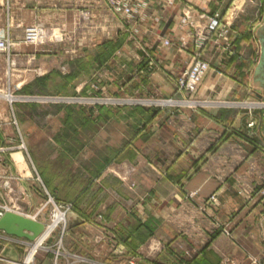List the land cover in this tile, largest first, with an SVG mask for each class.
Returning <instances> with one entry per match:
<instances>
[{
    "label": "crops",
    "instance_id": "obj_1",
    "mask_svg": "<svg viewBox=\"0 0 264 264\" xmlns=\"http://www.w3.org/2000/svg\"><path fill=\"white\" fill-rule=\"evenodd\" d=\"M109 1L69 0L57 16L75 13L74 26L80 28L77 13L85 9L93 28L97 9L107 11ZM124 1L137 9L132 20L121 19L129 31L139 29L134 43L140 47L130 58L138 66L123 75L122 91L149 102L169 99L177 78L199 55L210 65L195 95L203 104L197 110L156 111L151 117L146 111L143 115L124 111L110 118L116 128L96 132L97 139L106 136V148L92 156L96 167L86 171L90 180L78 186L81 190L75 195L85 207L71 223L85 225L94 215L103 216L112 228V239L122 240L124 264L136 255V264H148L143 261L147 247H158L156 260H165L164 264H252V260L264 264V199L257 197L264 185V111H255L252 117L234 103L264 98L252 81L259 43L249 34V23L242 29L233 19L228 21V11L238 0H176L171 5L166 0ZM36 11L34 7L31 21L47 22V10ZM184 16L197 31L181 23ZM213 18L229 25L228 34L199 41L197 33L203 34ZM21 38L15 36V41L20 43ZM85 40L99 44L92 35ZM12 58L20 79L17 90H30V83L40 78L37 56L17 53ZM74 85L79 91L84 88L82 82ZM31 103L35 102L17 104L34 108ZM252 118L258 124L250 130L247 124ZM7 119L5 128L11 126ZM0 133V147L8 146L11 133L3 127ZM7 160L14 177L24 169L23 155ZM226 228L229 236L222 232ZM1 242L0 238L3 247Z\"/></svg>",
    "mask_w": 264,
    "mask_h": 264
},
{
    "label": "rangeland",
    "instance_id": "obj_2",
    "mask_svg": "<svg viewBox=\"0 0 264 264\" xmlns=\"http://www.w3.org/2000/svg\"><path fill=\"white\" fill-rule=\"evenodd\" d=\"M68 1L0 0V38L8 33L12 41L10 57L0 53V94L3 95L0 97V129L3 127L12 136L8 146L0 147V214L4 208L15 207L26 216L38 214V221L47 227L52 224L57 210L65 213L70 208L77 213L80 207H85L75 195L81 190L78 186L90 180L86 171L96 167V163L91 161L92 156L103 154L100 150L106 148V136L97 139L96 132L105 133L116 128L110 118L121 116L124 111L131 115H143L146 111L151 117L156 111L166 114L183 108L166 104L170 100H180L175 94L169 99L149 102L139 94L122 91L123 75L138 66L130 58L140 47L134 43L139 29L132 27L129 31L123 25L121 18L124 17L113 9L117 2L126 3L124 0H110L108 10L111 13L100 6L94 16L96 23L93 28L89 24L90 12L85 9H79L77 13L79 21L82 20L80 28L74 26L75 13L57 16ZM241 1L245 3L238 5L231 17L228 11V21L233 19L234 24L242 29L249 23V34L253 35V25L256 22L261 25L264 20L260 18L264 16V1L258 7L259 19L257 9L247 6L246 0ZM83 3L85 5V1ZM34 7L36 12L47 10V22L42 19L31 21ZM18 25L21 28L17 29ZM32 27H40L48 34L42 41L29 43L26 32ZM20 35L22 38L18 43L15 36ZM90 35L98 39V45L85 40ZM128 38L132 42L127 43ZM17 53L37 56L36 73L40 78L30 83V90L24 92L17 90L20 79L16 77V62L12 58ZM90 69L92 74H89ZM76 82L84 84L82 91L76 90ZM7 94L13 98L12 102L6 100ZM248 98L234 103L264 102V98ZM193 99L198 101L195 96ZM33 101L34 108L17 104ZM7 118H10L11 126L5 128ZM18 153L24 156L22 163L26 170L24 166L22 173L18 171L14 177L9 173L7 159L13 161L12 157ZM12 163L15 165V161ZM44 173L47 179L43 177ZM24 176L33 180L40 178L41 181H36L35 189H32L35 186H30V192L24 193L20 184L23 181L27 183ZM86 204L89 213L90 201ZM72 221L67 217V225H58L38 251L37 264H54L56 255L59 264H77L81 259L98 264H124L119 247L122 240L118 237L112 239L109 234L112 228L103 216L94 215L85 225L68 229ZM33 245L28 242L23 247ZM155 250L156 247H147L143 261L164 264L165 260L162 263L156 260L160 250L158 247ZM137 259L138 255L131 257L127 264H136ZM257 264L263 263L257 261Z\"/></svg>",
    "mask_w": 264,
    "mask_h": 264
},
{
    "label": "built area",
    "instance_id": "obj_3",
    "mask_svg": "<svg viewBox=\"0 0 264 264\" xmlns=\"http://www.w3.org/2000/svg\"><path fill=\"white\" fill-rule=\"evenodd\" d=\"M168 4H173L176 0H166ZM261 1L264 0H246V4L247 6H251V7H257V19H259L258 16V7L261 6ZM245 2L243 1L242 5ZM114 11L116 13H118L119 15L121 14L124 18L126 19H133L135 18V16L137 15V9L136 7L129 5L127 3H120L117 2L116 5H114ZM260 18L264 19V16H260ZM264 21V20H263ZM181 23L183 25H191V27L197 31V27L194 26L193 23L188 22V18L187 16L183 18V20L181 21ZM257 23V22H256ZM253 25V36L256 37V31L259 28L260 25L257 24ZM228 28L229 25H227L226 23L222 22L219 19L213 18L211 19L209 25L204 29V33L203 34H198L197 36L199 38V41H203L206 42L209 40V38L211 36H218L219 38L221 37H225L228 34ZM46 34H48L47 32H45L42 28L40 27H32L29 28L26 32V41H28L29 43H35L38 41H42V39L44 37H46ZM12 41L8 35V33H6L5 35H3V37L0 38V53L1 54H7L8 57H10V52H11V45ZM165 45H169V41H164ZM231 54L234 53V51L230 52ZM210 71V65L208 62L202 60L199 55L198 57H196L193 61V63L191 64V66L189 67V69L187 71H185V73H183L180 77L177 78L176 80V90H175V96H177V98H179V101H167L166 104H172L173 106H178V107H185V108H197L200 106V102L199 101H195L193 99V97L197 94L199 87L205 77V75ZM249 104V105H247ZM198 105V106H196ZM235 105L237 106H244V108H246L248 110V114L251 115L253 117V112L258 111V110H263L264 109V102L262 103H236ZM247 105V106H246ZM258 124V120H256L255 118L250 119L249 123L247 124V128L250 130L255 129V127ZM263 151H264V147H263ZM36 181L40 182V178H37L36 180H33L31 177L30 179L27 180V189L24 190V193H29L30 192V186H35L32 187V189L36 188ZM30 195V194H28ZM257 197H259V199H264V185L259 189V191L257 192ZM15 212L21 215H24L22 212H20V210L18 208L12 207V208H4V212L2 214H0V217L5 213V212ZM71 209L68 208L65 210V221L64 223L67 225L66 222V218L68 217V215L71 213ZM38 215V214H37ZM37 215L34 217L31 216H26L29 217L31 219L34 220H38L37 219ZM223 233L227 236H229V230L228 228L223 229ZM0 238H1V244L3 247H0L1 250H3L4 248H6V246L8 245H13L15 246L16 249H23V254L20 256V261L18 263H15L7 258H4L2 256H0V264H37L36 262V256L38 254V250H36V252L33 254V257L30 261L27 262V257L30 253V251L32 250L33 247H23L25 245H28L29 241H26L24 239H18L15 237H11V236H7L4 233L0 232ZM27 242V243H25ZM35 244V242H34ZM21 246V247H18ZM44 249V248H43ZM46 250H48L47 248H45ZM49 251V250H48ZM80 260V259H79ZM54 264H59V260H58V256L56 255ZM75 264V263H74ZM77 264H98L96 262L87 260V259H81L80 261L77 260ZM228 264V263H225ZM252 264H257L256 260H252Z\"/></svg>",
    "mask_w": 264,
    "mask_h": 264
},
{
    "label": "water",
    "instance_id": "obj_4",
    "mask_svg": "<svg viewBox=\"0 0 264 264\" xmlns=\"http://www.w3.org/2000/svg\"><path fill=\"white\" fill-rule=\"evenodd\" d=\"M256 37L259 43V59L253 73L252 81L254 87L264 94V21L256 31ZM0 138L2 139L1 133ZM22 184L27 189L26 184L24 182ZM72 218L75 220L79 219L74 212L68 215L69 220ZM77 225V223H71L68 229L76 227ZM46 230V224L15 212L8 211L0 217L1 233L18 239H24L31 243L37 242L46 233ZM23 252L21 248L16 249L15 246L8 245L3 250L0 249V256L18 263Z\"/></svg>",
    "mask_w": 264,
    "mask_h": 264
},
{
    "label": "bare ground",
    "instance_id": "obj_5",
    "mask_svg": "<svg viewBox=\"0 0 264 264\" xmlns=\"http://www.w3.org/2000/svg\"><path fill=\"white\" fill-rule=\"evenodd\" d=\"M240 4H242V1L238 0L236 5L233 7V10L231 9L230 17L233 14L232 11H234L236 9V7L238 5H240ZM5 98L8 100V102H12L13 101V98H11V96L9 94H7L5 96ZM199 104L201 106L203 103H199ZM247 105H249V104H247ZM196 106H198V105H196ZM243 107H245V105ZM64 215L65 214L60 212L59 210L56 211V213L54 214V220H53L52 224L49 227H47L46 233L37 242H35V244L33 246H31L33 248L30 251V253H29V255H28L27 259H26L27 262L32 259L33 254L36 252V250H38V249H40L41 247L44 246V243L50 238L52 233L58 228V225L61 224V223H64V221H65V216Z\"/></svg>",
    "mask_w": 264,
    "mask_h": 264
}]
</instances>
